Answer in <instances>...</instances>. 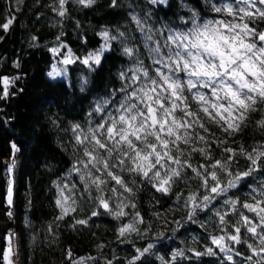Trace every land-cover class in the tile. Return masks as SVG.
<instances>
[{
    "label": "trees",
    "instance_id": "trees-1",
    "mask_svg": "<svg viewBox=\"0 0 264 264\" xmlns=\"http://www.w3.org/2000/svg\"><path fill=\"white\" fill-rule=\"evenodd\" d=\"M110 5L111 0H95L90 7L76 0H66L65 15L60 16L54 11L59 9V0H0V24L10 17L15 18L7 32L0 28V78H17L9 85L8 97L0 99V264H4L9 234L15 236L13 256L17 264H72L80 259L84 264H107V261L131 264L136 250L150 243L153 245L150 252L135 264H229L218 249H214L216 255L200 257L193 256L190 251L205 252L211 245L209 234H219L212 209L198 212L192 221L187 219L184 200L197 190L198 181H178L165 195L139 177L123 173L134 190L125 202H134L136 208H125L129 215L117 220L103 209H99L101 215L93 217L92 197L97 193L94 189L91 194L84 192L79 176L70 175L73 163L82 157V148L78 150L75 144L72 126L79 124L87 129L88 114L97 102L109 98L114 89L121 87L119 74L133 63L123 54V48L126 45L134 47L146 66L151 63L131 14L145 18L150 13L148 24L154 30L163 25L183 27L181 18L190 17L193 11L199 13L201 19L216 15L210 11L207 0H165L156 5L148 0H118L117 7ZM255 26L264 30V21H257ZM105 31L111 36L124 32L126 39L110 40L101 64H93L90 68L81 59L101 49L105 44L101 33ZM54 48L69 50L76 57L73 63L66 65V78L48 76L55 64L51 51ZM3 91L4 84L0 80V95ZM259 108L261 111L250 113L246 125L231 138L215 125L209 127L216 139H227L225 147L238 149L243 145L251 151L264 144V129L256 124L264 115V105ZM92 119L97 121L99 116L94 115ZM13 144L18 149L14 157ZM211 147L214 157L224 155L215 144ZM13 158L15 167L9 177L7 165ZM192 162L206 161L194 154ZM248 164L243 156H237L232 170L244 171ZM9 178L13 180L12 216L6 214L9 211L5 200ZM133 179L134 185L130 183ZM261 180H264V169L242 180L229 195L241 202L248 200L249 185ZM64 184L76 185L72 195L77 201V210L57 220L61 214L56 205L57 185ZM200 191L203 193L202 189ZM178 194H181L179 200ZM105 195L112 194L106 191ZM128 195L124 193L125 197ZM116 202L113 197L110 202L113 208ZM220 206L216 203L217 208ZM137 211L144 221L137 225L140 232L119 237L117 229L131 222ZM78 219H87L88 224L75 225ZM231 219L234 221L235 217ZM244 238L252 242L250 237ZM235 247L242 255H233V264H250L245 259L251 255L247 244ZM69 250L71 260L67 256ZM177 250L185 255L173 262L172 254ZM256 259L253 257V261Z\"/></svg>",
    "mask_w": 264,
    "mask_h": 264
},
{
    "label": "snow or ice",
    "instance_id": "snow-or-ice-1",
    "mask_svg": "<svg viewBox=\"0 0 264 264\" xmlns=\"http://www.w3.org/2000/svg\"><path fill=\"white\" fill-rule=\"evenodd\" d=\"M76 2L90 7L95 0ZM148 2L156 5L165 0ZM207 3L216 15L201 19L199 13L193 11L190 17L181 18L183 27L163 25L154 30L148 24L150 13L145 18L131 14L151 63L146 66L134 47L123 48V54L133 63L119 74L121 87L114 89L109 98L97 102L88 114L87 129L79 124L72 126L82 157L73 163L70 175L79 176L84 192L91 194L94 189L97 193L92 197L93 217L101 215L99 209H103L117 220L129 215L125 208H136L134 202H125L134 190L123 173L139 177L165 195L178 181L196 180L199 182L197 190L184 200L187 219L192 221L198 212L212 209L219 234H209L211 245L205 252L190 249L193 256L216 255L214 249H218L229 264H233V255H242L235 245L247 244L251 255L245 259L250 264H264V180L249 185L248 200L241 202L229 195L242 180L264 169V144L251 151L243 145L238 149L225 147L227 139H216L209 127L215 125L231 138L246 125L250 113L261 111L259 106L264 105V30L255 26L257 21H264V0H207ZM65 4L66 0H59V9L54 11L64 16ZM110 6L117 7L118 0H111ZM14 19L8 18L0 28L7 32ZM101 35L105 45L81 61L90 68L101 64L110 40L126 39L124 32L111 36L105 31ZM73 62L71 52L62 61L65 65ZM60 74L54 70L48 75ZM15 79L0 78L4 84L0 99L8 97L9 85ZM94 115L99 116V120L93 121ZM256 124L264 129V115ZM213 144L224 154L221 158L213 156ZM12 149L14 157L18 151L15 144ZM194 154H199L206 162L193 164ZM237 156L249 162L246 170H232ZM14 167L13 158L7 165L9 177ZM130 183L134 185L135 179ZM12 185L13 180L9 178L5 198L9 216L13 214ZM75 188V184L57 185L56 205L61 212L57 220L77 210V201L72 195ZM106 191L112 195L106 196ZM124 193H128V197ZM180 196L177 195V200ZM113 197L117 201L114 208L110 203ZM216 203L221 206L217 208ZM143 222L140 213L135 212L131 222L117 229L118 236L139 233L137 225ZM87 224V219L75 221V225ZM152 247L150 243L137 249L131 264L149 253ZM184 255L182 250H177L172 254V261ZM67 256L71 260L70 250ZM253 257L257 259L253 261ZM72 264H84V261L80 259Z\"/></svg>",
    "mask_w": 264,
    "mask_h": 264
},
{
    "label": "rangeland",
    "instance_id": "rangeland-1",
    "mask_svg": "<svg viewBox=\"0 0 264 264\" xmlns=\"http://www.w3.org/2000/svg\"><path fill=\"white\" fill-rule=\"evenodd\" d=\"M105 45V44H104ZM109 48V47H108ZM54 49H56L57 51L56 52H53L52 51V54H53V56H54V60H55V64L51 67V69H50V71H49V73L50 72H53L54 70L55 71H57V72H61V74L60 75H56V76H49L50 78H52V79H55V78H59V79H61V78H66V76H67V67H66V65L65 64H63L62 63V61H63V59L65 58V57H67V56H69V50H66V49H62V48H54ZM71 58L73 59V61H75L76 60V57L71 53ZM84 59V58H83ZM83 59H81V61L83 60ZM48 73V74H49ZM10 235V234H9ZM8 238V241H7V246H6V250L4 251V256H3V259H4V263L5 264H17V262H14V261H11V256H10V240H9V238H10V236H8L7 237ZM13 245H15L14 244V241H13ZM7 255V257H8V259L7 260H5V256ZM19 264H22V263H20V262H18Z\"/></svg>",
    "mask_w": 264,
    "mask_h": 264
},
{
    "label": "crops",
    "instance_id": "crops-1",
    "mask_svg": "<svg viewBox=\"0 0 264 264\" xmlns=\"http://www.w3.org/2000/svg\"><path fill=\"white\" fill-rule=\"evenodd\" d=\"M8 236H10V238H9V240H10V246L9 247H10V256H11L10 258H11V261H13L12 257L16 253V245H13V241H14V244H15V236H14V234H10ZM7 241H8V238H7ZM5 250H6V248H5Z\"/></svg>",
    "mask_w": 264,
    "mask_h": 264
},
{
    "label": "built area",
    "instance_id": "built-area-1",
    "mask_svg": "<svg viewBox=\"0 0 264 264\" xmlns=\"http://www.w3.org/2000/svg\"><path fill=\"white\" fill-rule=\"evenodd\" d=\"M13 261L16 262V258H15V256H13Z\"/></svg>",
    "mask_w": 264,
    "mask_h": 264
}]
</instances>
